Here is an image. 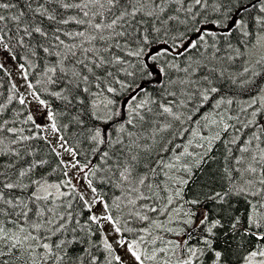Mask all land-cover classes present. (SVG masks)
<instances>
[{"label":"snow or ice","instance_id":"obj_1","mask_svg":"<svg viewBox=\"0 0 264 264\" xmlns=\"http://www.w3.org/2000/svg\"><path fill=\"white\" fill-rule=\"evenodd\" d=\"M0 73V264H264V0H0Z\"/></svg>","mask_w":264,"mask_h":264},{"label":"rangeland","instance_id":"obj_2","mask_svg":"<svg viewBox=\"0 0 264 264\" xmlns=\"http://www.w3.org/2000/svg\"><path fill=\"white\" fill-rule=\"evenodd\" d=\"M8 65L10 66V71L12 72V76H11V79L12 81L16 82L18 85H22L23 84V81L22 79L20 78L18 72L16 71L15 69V65L12 64L11 61H8L7 62ZM24 89L23 87H21V92H23ZM33 110H35V105L33 104ZM53 144H55V140L52 141ZM63 158L65 160L69 159V157L67 156V154H64L63 155ZM75 170H70V175L74 174ZM81 183H83V181H81ZM122 257H124L126 260L129 261V264H131V258L127 256V253L124 251V250H120V253H119Z\"/></svg>","mask_w":264,"mask_h":264},{"label":"trees","instance_id":"obj_3","mask_svg":"<svg viewBox=\"0 0 264 264\" xmlns=\"http://www.w3.org/2000/svg\"><path fill=\"white\" fill-rule=\"evenodd\" d=\"M0 77H3V82H4V85L5 87L7 88L9 85H8V81H9V77L7 76H3V73H0ZM12 80V79H11ZM17 107H19L17 105ZM69 137H71L72 135V130H69V133H68ZM69 143L71 144L72 141L71 139L69 140ZM43 146V145H42ZM81 147H85V145H81ZM51 159L53 160V162L56 161V157H51ZM81 161L83 162V157H81ZM95 162V161H94ZM212 165H209L206 169H205V174L204 175H197L196 177H194L193 179L195 180L196 184H200L202 181H204L206 178H207V172L209 169H211ZM192 187V185H190V188Z\"/></svg>","mask_w":264,"mask_h":264}]
</instances>
